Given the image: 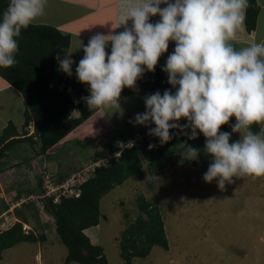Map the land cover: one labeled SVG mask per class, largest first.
Returning <instances> with one entry per match:
<instances>
[{
  "label": "clouds",
  "instance_id": "1",
  "mask_svg": "<svg viewBox=\"0 0 264 264\" xmlns=\"http://www.w3.org/2000/svg\"><path fill=\"white\" fill-rule=\"evenodd\" d=\"M249 0H120V33H97L87 45L76 67L79 82L90 86V95L82 97L89 108H120L125 87L136 89L145 70L154 71L169 41L176 46L162 70L166 89L144 97L146 111L129 122L148 127V135L160 138L161 144L172 137L170 129L191 128L189 139L197 129L206 137L204 151L212 157L205 182L214 179L221 190L233 177L264 176V128L251 130L253 124H264V42L236 48L232 43L244 30ZM164 3L167 6L161 8ZM47 0H9L0 14V67L17 64L18 39L37 18L45 14ZM161 20L152 23L150 17ZM132 20L131 27H127ZM117 26V27H118ZM111 41V53L106 45ZM78 48V49H79ZM73 51L56 59L59 71L72 76ZM146 66V69L145 67ZM235 116L233 132L241 139L230 143L231 133L221 126ZM186 118L189 123H170ZM156 127H150L151 124ZM155 145L149 144V149ZM186 160L197 159L200 150L187 142L179 145ZM23 202V201H22Z\"/></svg>",
  "mask_w": 264,
  "mask_h": 264
},
{
  "label": "trees",
  "instance_id": "2",
  "mask_svg": "<svg viewBox=\"0 0 264 264\" xmlns=\"http://www.w3.org/2000/svg\"><path fill=\"white\" fill-rule=\"evenodd\" d=\"M8 3L9 0H0V14L6 10ZM260 10L257 0H249L245 15L246 28L249 32L256 29ZM17 39L19 51L15 58L18 63L9 68L0 67V75L22 93L25 122L22 132L12 121L3 129L0 136V174L11 168L12 162L20 158L21 162L13 165L18 167L27 165L28 170L35 171L33 175L36 177V184L29 189H19L9 193V199H6L7 204H4L1 210L6 211L13 203L23 201V207H21L23 209L29 207L35 218L40 209L50 214L55 221L59 240L68 250L65 264L70 262L110 264L104 248L94 242L87 231L90 232V228L100 224L101 199L106 194L131 176H136L140 180L145 179L144 162L139 148L136 144L125 146L118 156L96 167L90 177L80 185L79 196H62L59 202L54 200V196H45L46 190L42 178L44 169L54 174L55 183L64 181L70 174L77 171L73 168H68L67 172L61 171L60 161L56 162L51 169L48 161L61 145L65 146L77 140L75 137H68L69 134L75 132L76 135L78 129H83L84 126L86 128L87 122L103 116L101 112L103 109L89 110L85 101L81 99L88 96L86 88L58 70L56 56L59 54L63 58V54L69 50L70 35L63 34L53 26L32 23L27 29L22 30L21 36ZM234 46L239 48L237 44ZM170 88L173 86L168 83V74L161 67L152 72L145 71L142 78L137 80V90L125 87L120 100L143 91ZM135 115V113L130 114L129 117L133 119ZM129 117L124 119L125 123H122L123 125L115 131L116 137L125 143L133 138V133L137 132L140 126L136 124L130 128ZM31 123L34 125V131L30 134L26 128ZM234 124V119L231 117L229 123L221 126L220 131L228 132ZM150 127H156V125ZM251 130L259 132L261 124H253ZM196 131L195 139H189V134L184 135L177 129H170L172 138L166 143L161 144L160 138L156 136L153 137L152 142L146 141L150 158L148 162L150 174L156 175L163 172L168 165H175L178 162L207 170L212 157L204 151L206 137L198 129ZM97 138H94V144L97 143ZM183 142L200 150L197 159L186 160L182 157L179 145ZM149 144L155 147L150 150ZM29 149L31 153L27 154ZM101 150L100 153L93 151L94 155L87 159L93 162L102 161V156L105 154L104 150L103 152ZM110 151L112 150H108ZM39 157L41 161L37 160ZM39 163L45 165L43 170L40 167V172L36 170V164L39 165ZM82 168L79 167V169ZM34 194H37L36 201L41 202L39 207L37 206V215L33 212L36 210L34 204L28 202L32 201L30 199ZM138 200L141 213L127 225L120 240L121 256L126 264H132L133 257H147L155 245H161L165 249L169 247L160 208L148 202L143 195L139 196ZM22 208H16L22 221H16L4 230L0 229V264L4 250L22 242L35 243L47 240L45 233L25 232L23 224H29L31 213L25 214Z\"/></svg>",
  "mask_w": 264,
  "mask_h": 264
},
{
  "label": "rangeland",
  "instance_id": "3",
  "mask_svg": "<svg viewBox=\"0 0 264 264\" xmlns=\"http://www.w3.org/2000/svg\"><path fill=\"white\" fill-rule=\"evenodd\" d=\"M260 30H264V24H261ZM172 52H165L163 59L167 61ZM161 60L160 57L155 70L165 66L166 62L161 63ZM165 90L135 94L120 100L119 110L106 109L108 116L102 112L104 119L100 117L87 122L86 128L84 126L76 132L74 137L77 140L60 146L48 161L49 167L52 169L60 161L63 171L67 172L68 168L78 170L79 167L95 164L87 159L94 155L93 151L100 153L101 149V152L104 150L103 160L96 163L102 164L118 156L125 146L136 144L139 148L144 162L145 179L131 176L106 194L101 199L100 224L90 228V232L87 231L92 240L104 248L110 264H126L121 256L120 240L127 225L141 213L138 200L141 195L160 208L169 247L165 249L161 245H155L147 257H133L132 264H264V176L233 177V182H226L225 188L221 190L215 179L211 183L204 181L203 175L208 169L186 166L180 162L168 165L163 172L152 175L148 168L150 158L146 141L152 142L154 136L148 135V127L137 124L140 125L138 131L133 133V138L128 143L116 137L115 131L125 123L124 119L130 114L146 111L145 96L157 91L163 94ZM170 90L173 93L176 91L175 88ZM232 118L236 123V117ZM170 123L186 125L189 121L181 118ZM133 125L129 122L130 128ZM261 128H264V124H261ZM26 129L31 134L34 131L33 123ZM172 129H177L184 135L192 134L191 128L183 131L179 128ZM228 133H231L230 143L241 139L242 134L233 132L232 128ZM96 137L97 143L94 144ZM30 153L31 150H27V154ZM37 160L41 161L40 157ZM17 162H21V159L14 160L11 168L0 174L1 230L9 228L16 221H22L16 212V208L23 207L22 201L13 203L6 211L1 210L7 204L9 193L29 189L36 184V177L33 175L35 171L28 170L27 165H13ZM36 166L37 171L40 167H45L40 163ZM36 198L37 194H34L30 199L32 201H28L36 207L33 211L35 214L41 204ZM22 210L27 215L31 213L29 207ZM32 214L29 216V224H23L25 232L45 233L47 240L22 242L4 250L1 264H65L68 250L59 240L53 217L41 209L36 214L37 218Z\"/></svg>",
  "mask_w": 264,
  "mask_h": 264
},
{
  "label": "crops",
  "instance_id": "4",
  "mask_svg": "<svg viewBox=\"0 0 264 264\" xmlns=\"http://www.w3.org/2000/svg\"><path fill=\"white\" fill-rule=\"evenodd\" d=\"M172 2H174V0H172ZM257 2L261 10L258 16L256 29L249 32L244 21V30L238 33L236 39L232 42L240 46L239 48L247 46L252 42H264V30H260L261 24H264V0H257ZM119 4L120 0H47L45 14L41 17H37L32 22L34 24L53 26L63 34L70 35L71 44L69 50L73 51L72 59L75 61L72 65L73 74L70 77L74 81L81 83L76 76V67L85 55L83 48H79L81 44L87 45L90 38L97 33L109 35L120 33L125 30L124 25L118 26ZM166 6L167 5L164 3L160 5L161 8ZM160 20L161 17L159 15L150 17V21L154 23ZM132 24L133 21L129 20L127 27H131ZM170 42L168 51H173L176 42ZM106 51H108L109 54L111 53V41L106 45ZM163 55L164 54L161 56V63L166 62L163 59ZM81 84L86 88L89 96L90 86L84 83ZM105 110L106 109H103L101 112H105L106 116H108ZM24 111L25 105L22 93L0 75V136L3 129L10 121L14 122L18 130L22 132L25 122ZM101 117L103 118V116ZM98 118L100 119V117ZM74 135L75 132L69 134L68 137H74ZM60 170L63 171V167Z\"/></svg>",
  "mask_w": 264,
  "mask_h": 264
},
{
  "label": "built area",
  "instance_id": "5",
  "mask_svg": "<svg viewBox=\"0 0 264 264\" xmlns=\"http://www.w3.org/2000/svg\"><path fill=\"white\" fill-rule=\"evenodd\" d=\"M96 163L73 172L60 183H55L53 173L42 169L43 186L46 190L45 196H54L56 202H59L62 196H79L81 192L80 185L90 177L96 167L100 166V162Z\"/></svg>",
  "mask_w": 264,
  "mask_h": 264
}]
</instances>
